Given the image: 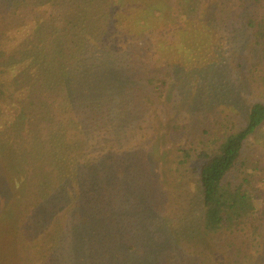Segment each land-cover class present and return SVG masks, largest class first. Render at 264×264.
<instances>
[{"label":"trees","instance_id":"1","mask_svg":"<svg viewBox=\"0 0 264 264\" xmlns=\"http://www.w3.org/2000/svg\"><path fill=\"white\" fill-rule=\"evenodd\" d=\"M263 70L264 0H0V264H264Z\"/></svg>","mask_w":264,"mask_h":264},{"label":"rangeland","instance_id":"2","mask_svg":"<svg viewBox=\"0 0 264 264\" xmlns=\"http://www.w3.org/2000/svg\"><path fill=\"white\" fill-rule=\"evenodd\" d=\"M186 39H188V37H186ZM260 74L263 77V79L255 76L253 78L254 81L252 80L249 85L250 90L248 89L247 93H249L250 95V92H251V95L252 94L255 95L252 97L259 99V101H262L264 103V70ZM237 88L239 89V91H241L240 86H238ZM240 101L241 100L237 95L236 100L234 101V108L232 109L233 117L230 120L232 124L229 123V128H228V129H231L232 131L233 129L240 130L241 127L242 126L244 127L245 125V120L243 123H241L240 126L237 122L238 118L240 117L243 118V114H241L242 107L240 106ZM237 105L240 107H237ZM218 106L221 107L222 109L224 108L223 104H218ZM218 118H220V116H218ZM207 122H211V121L207 120ZM205 130H207V133L203 134V131ZM214 130L215 129H213L210 126V123L208 124L206 122L202 123V125H200L199 132H197V134L200 135L199 136L200 138L198 139L197 136L195 137L197 139L194 141L193 149L196 151L207 150L208 152L213 150V149L209 150L210 149L209 140H212L215 137ZM245 152H246V156L242 158V162L248 163L251 160V167L253 169V174L250 175L253 179L251 190L253 192L255 201L259 205V208L262 207V209H264V125L261 126L253 136L248 138L247 145L245 147ZM239 177H240V174L232 176L231 180L235 184H237L239 182L238 180Z\"/></svg>","mask_w":264,"mask_h":264}]
</instances>
